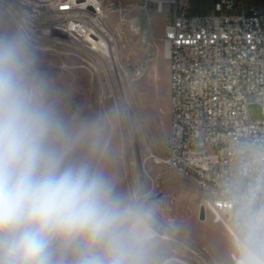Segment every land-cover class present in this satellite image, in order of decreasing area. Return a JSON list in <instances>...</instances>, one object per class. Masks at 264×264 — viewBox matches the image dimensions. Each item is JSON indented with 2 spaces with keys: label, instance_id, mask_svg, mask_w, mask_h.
Wrapping results in <instances>:
<instances>
[{
  "label": "rangeland",
  "instance_id": "1",
  "mask_svg": "<svg viewBox=\"0 0 264 264\" xmlns=\"http://www.w3.org/2000/svg\"><path fill=\"white\" fill-rule=\"evenodd\" d=\"M234 1L227 14L239 15L247 5L264 3ZM102 2L108 27L104 37L111 55L85 40L33 35L1 6L0 34L28 32L36 70L65 124L73 129L97 126L75 155L89 159L112 181L117 194L148 212L149 264H239V242L221 217L205 210V220L199 219L203 192L163 163L170 88L162 37L171 5L160 11L153 0L145 6L143 0ZM187 4L192 9L196 0ZM197 5L200 14L212 13V0H197ZM249 114L252 119L262 118V107L250 104Z\"/></svg>",
  "mask_w": 264,
  "mask_h": 264
},
{
  "label": "clouds",
  "instance_id": "2",
  "mask_svg": "<svg viewBox=\"0 0 264 264\" xmlns=\"http://www.w3.org/2000/svg\"><path fill=\"white\" fill-rule=\"evenodd\" d=\"M49 101L26 32L0 34V264H149V214L116 193ZM239 264H264V206L242 208Z\"/></svg>",
  "mask_w": 264,
  "mask_h": 264
},
{
  "label": "built area",
  "instance_id": "3",
  "mask_svg": "<svg viewBox=\"0 0 264 264\" xmlns=\"http://www.w3.org/2000/svg\"><path fill=\"white\" fill-rule=\"evenodd\" d=\"M18 1L27 3L33 35L88 42L104 37L96 21L105 14L102 0ZM153 1L160 11L173 7L162 37L170 88L163 163L196 177L205 210L218 214L239 242L246 202L255 196L264 206V3L234 15L226 13L234 0H212L211 14L191 13L180 0ZM56 12L82 14L88 28L60 23ZM252 103L262 107V118H251Z\"/></svg>",
  "mask_w": 264,
  "mask_h": 264
},
{
  "label": "bare ground",
  "instance_id": "4",
  "mask_svg": "<svg viewBox=\"0 0 264 264\" xmlns=\"http://www.w3.org/2000/svg\"><path fill=\"white\" fill-rule=\"evenodd\" d=\"M92 1V0H87ZM0 6L4 8L9 16L15 20V22L21 26L20 24H26L29 27L28 12L27 11V3L21 2L18 0H0ZM55 20L60 21V23H71L76 27L88 28V20L84 18L82 14L72 13V12H56ZM96 21L101 25L103 31H108V27L105 23V14H98ZM23 22V23H22ZM25 27V26H23ZM26 29V27H25ZM28 33V32H27ZM99 40L89 39V42L93 45V49H98L105 53L106 55H111V48L105 37L99 36ZM56 38H64V37H56ZM66 39V38H65ZM73 42H80L77 40H69ZM185 177L191 179L196 183V177L193 175L182 174ZM137 199V198H136Z\"/></svg>",
  "mask_w": 264,
  "mask_h": 264
},
{
  "label": "water",
  "instance_id": "5",
  "mask_svg": "<svg viewBox=\"0 0 264 264\" xmlns=\"http://www.w3.org/2000/svg\"><path fill=\"white\" fill-rule=\"evenodd\" d=\"M84 0H77V2H83ZM88 10L90 11H94L93 7L91 5H88ZM206 217V211H205V207L203 205H201L200 207V211H199V219L200 220H205Z\"/></svg>",
  "mask_w": 264,
  "mask_h": 264
},
{
  "label": "crops",
  "instance_id": "6",
  "mask_svg": "<svg viewBox=\"0 0 264 264\" xmlns=\"http://www.w3.org/2000/svg\"><path fill=\"white\" fill-rule=\"evenodd\" d=\"M181 1V0H180ZM188 1V0H187ZM187 1L183 2L181 1L180 4H186L187 7H188V10L191 12V13H199L198 11V5H197V0H196V5H194V7L191 9V7L187 4ZM172 10H173V7L171 6Z\"/></svg>",
  "mask_w": 264,
  "mask_h": 264
}]
</instances>
